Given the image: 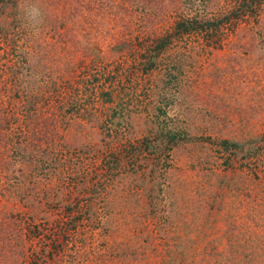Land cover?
Here are the masks:
<instances>
[{
  "label": "rangeland",
  "instance_id": "rangeland-1",
  "mask_svg": "<svg viewBox=\"0 0 264 264\" xmlns=\"http://www.w3.org/2000/svg\"><path fill=\"white\" fill-rule=\"evenodd\" d=\"M0 264H264V0H0Z\"/></svg>",
  "mask_w": 264,
  "mask_h": 264
},
{
  "label": "trees",
  "instance_id": "trees-1",
  "mask_svg": "<svg viewBox=\"0 0 264 264\" xmlns=\"http://www.w3.org/2000/svg\"><path fill=\"white\" fill-rule=\"evenodd\" d=\"M179 29H183L184 31H187L189 29H192L193 27H196L195 22H191L190 20H185L183 22H180L177 26Z\"/></svg>",
  "mask_w": 264,
  "mask_h": 264
}]
</instances>
